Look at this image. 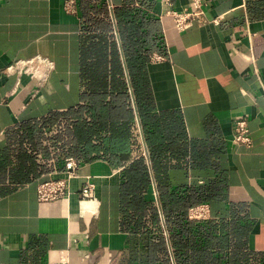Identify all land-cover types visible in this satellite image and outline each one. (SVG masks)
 <instances>
[{"label": "crops", "instance_id": "1", "mask_svg": "<svg viewBox=\"0 0 264 264\" xmlns=\"http://www.w3.org/2000/svg\"><path fill=\"white\" fill-rule=\"evenodd\" d=\"M64 2L0 0V264H179L180 211L167 217L160 186L198 199L189 264H234L236 252L260 263L264 0H207V19L186 30L169 10L189 0H78L76 13ZM36 54L56 65L32 96L36 80L18 84L7 66ZM240 116L250 147L234 141ZM67 157L81 174L70 196L40 202ZM140 159L150 182L125 199L124 170ZM86 175L97 202L83 211ZM202 203L211 216L190 218Z\"/></svg>", "mask_w": 264, "mask_h": 264}, {"label": "built area", "instance_id": "2", "mask_svg": "<svg viewBox=\"0 0 264 264\" xmlns=\"http://www.w3.org/2000/svg\"><path fill=\"white\" fill-rule=\"evenodd\" d=\"M207 0H189V5L182 9H171L169 14L172 16L179 30L188 29L193 22H202L207 18L205 16ZM64 9L68 13H76L78 11V0H65ZM221 16H216L214 21L219 22ZM153 59L159 60L164 58L161 54H154ZM55 61L48 55L36 54L29 58H20L11 62L7 66L10 73H15L18 76L17 83H21V76L24 74L30 75L36 80V87L31 91L34 96L38 91V85L45 80L50 72L55 68ZM234 141L247 146H252L253 138L248 125V117L240 116L235 120V137ZM50 178L39 183L37 188V198L40 202H49L60 198H68L71 194V182L74 178L81 176L80 166L77 160L73 157H67L65 167L55 170ZM85 180L80 190V205L83 211L87 202L93 204L97 202L96 183L91 176H84ZM210 215L208 204L202 203L191 206L189 209V217L192 219H207ZM4 246L0 239V252ZM70 260L67 256H63L60 260L52 261L49 264H69Z\"/></svg>", "mask_w": 264, "mask_h": 264}, {"label": "trees", "instance_id": "3", "mask_svg": "<svg viewBox=\"0 0 264 264\" xmlns=\"http://www.w3.org/2000/svg\"><path fill=\"white\" fill-rule=\"evenodd\" d=\"M138 62L143 63V60L138 56ZM132 73L135 74V72L132 71ZM141 74V71H139V75ZM124 174L126 176V180L123 184V192H124V198H129V195L131 193H137L141 192L144 188H147L150 178L148 175V168L143 163V161L140 159L133 163L130 167L125 168ZM161 191V199L162 204L164 207V210L166 212V215L169 219H171V209L176 208V210H179L180 213L176 214L174 217V221L176 223L175 229H171V237L172 242L176 250V257L179 262V264H189L188 256H187V249H188V243H189V237L191 235V230L193 226L195 225L193 221H191L188 218L187 211L191 204H193L198 199L195 197L194 194L190 195H183L179 197L178 195L174 194H167L165 191H168L167 189L160 186ZM135 195V194H134ZM137 200V199H136ZM133 202V201H131ZM140 202V200H139ZM138 203V202H137ZM186 240V241H184ZM208 242H214V241H208ZM191 245L193 243L190 242ZM194 247V246H192ZM207 249H203L201 252L202 259L206 260V254ZM236 252V259L234 261V264H264V253L260 255V263H254L248 262V258L245 262H240V255L237 257ZM246 258V256H245ZM203 264H209V262H203Z\"/></svg>", "mask_w": 264, "mask_h": 264}]
</instances>
